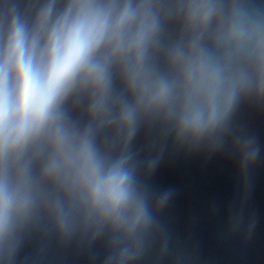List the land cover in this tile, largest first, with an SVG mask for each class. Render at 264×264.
I'll return each mask as SVG.
<instances>
[{
	"label": "clouds",
	"instance_id": "9594fccd",
	"mask_svg": "<svg viewBox=\"0 0 264 264\" xmlns=\"http://www.w3.org/2000/svg\"><path fill=\"white\" fill-rule=\"evenodd\" d=\"M58 2L26 19L0 0V264L41 218L63 239L107 231V264H132L153 230L128 151L138 126L213 141L241 99L264 100V15L245 0ZM234 147L255 160L250 139Z\"/></svg>",
	"mask_w": 264,
	"mask_h": 264
},
{
	"label": "water",
	"instance_id": "95a60500",
	"mask_svg": "<svg viewBox=\"0 0 264 264\" xmlns=\"http://www.w3.org/2000/svg\"><path fill=\"white\" fill-rule=\"evenodd\" d=\"M8 2L30 19L51 0ZM245 3L264 15V0ZM178 31V24L166 23V38ZM72 115L85 119L82 108ZM239 138L250 139L257 150L246 167L234 147ZM128 151L153 212V230L132 264H264V100L241 99L223 135L213 141H181L163 122L142 121ZM109 240L107 231L63 239L41 218L20 234L11 264H107Z\"/></svg>",
	"mask_w": 264,
	"mask_h": 264
}]
</instances>
